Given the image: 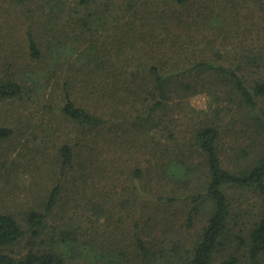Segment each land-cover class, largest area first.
Listing matches in <instances>:
<instances>
[{
  "label": "trees",
  "instance_id": "obj_1",
  "mask_svg": "<svg viewBox=\"0 0 264 264\" xmlns=\"http://www.w3.org/2000/svg\"><path fill=\"white\" fill-rule=\"evenodd\" d=\"M11 1L34 63L3 66L1 109L19 114L0 113V143L16 137L37 98L49 116L40 147L61 133L59 117L80 137L41 151L50 186L28 210L0 207V264H214L220 247L229 252L219 264H239L235 250L243 264H264V57L220 50L249 1L145 0V23L129 0ZM252 3L264 17V0ZM37 23L41 36L65 28L73 38L45 49ZM201 93L213 109L190 128L192 140L172 145L183 124L174 112ZM166 179L176 186L168 192ZM230 190L259 197L242 225Z\"/></svg>",
  "mask_w": 264,
  "mask_h": 264
},
{
  "label": "rangeland",
  "instance_id": "obj_2",
  "mask_svg": "<svg viewBox=\"0 0 264 264\" xmlns=\"http://www.w3.org/2000/svg\"><path fill=\"white\" fill-rule=\"evenodd\" d=\"M129 1L139 14V22L145 23V0H137L135 3H133L132 0ZM219 1L222 0L208 1V3L213 5L218 4L219 7ZM246 1H249L248 5H244L243 8L240 9L242 13H240L238 20H236L238 21V26H233L231 28L224 27L223 33L229 38V42H225L220 50H222V53H224V51L229 52L227 53L228 55L234 52L242 54L244 52L242 49L245 47L252 49L256 55L260 54L264 57V41L262 40L260 42V39L264 38V17L260 15L258 10L260 8L257 7V4H250L251 1L256 0ZM160 5L164 7L166 4L163 1ZM146 9L148 11V5H146ZM154 9L155 7H153L151 11H154ZM22 12L21 7L11 0H0V74L2 75L5 74L3 68L5 63L12 66L11 68L13 70L16 67H26L27 64L29 68L31 64L34 63L29 61L25 53L27 27ZM41 19H43L42 15ZM36 26L39 34L38 38H44L41 40V44L45 49H48V45L53 47V43L59 47L56 43L58 42V37L73 38L70 35H66L67 32L65 28L61 36L47 29L45 30V35L43 33L41 36V32L43 31H41L40 24L38 25L37 23ZM211 32L212 30H210V34ZM237 33L240 34L239 37L236 36ZM77 46L79 47L78 50L76 49L77 52L81 51L80 49L84 48L83 41L81 43L78 42ZM61 75L62 71H57L56 76L59 77ZM54 76V74L46 76L42 81V90L44 94H48L53 90L54 81L56 79ZM46 97L50 98L49 95ZM41 100L42 102L37 98L35 104H26V107H24L25 114L22 115L20 119L22 123H19L16 129V137L8 142L0 143V161L3 164L0 168V179L3 177L6 178L4 183L1 184L0 181V207L12 206L19 211L28 210L31 205L46 193L50 186L44 174L45 171L51 172L50 161L43 157L41 151L47 148L46 153L54 154V148L60 146L63 140L67 139L73 143L74 141H78L80 137L77 132L78 129L75 126L66 125L67 123L63 122L61 117H59L54 121V124L61 125V133L55 137L51 136V138L48 139L47 147H40L39 143H41L44 137L42 129H44L49 117L47 102L43 100V98ZM213 104L215 105L214 97L207 93H201L190 97L187 101L185 100L184 107L175 111L173 114L175 120H180L179 122L183 124L179 127H174L177 138L174 142H171L172 145L176 142L185 143L186 140H192L190 138V128L193 130V124L195 125L196 120L200 117H205L206 111L211 112ZM3 107L4 106L0 104L2 118L5 116L14 118V113L17 112V114H19V108L16 110L13 108L5 110L6 108L1 109ZM182 118H184V120ZM227 120L226 118V121ZM183 129L184 131L181 132ZM178 130H180V132ZM25 132H27V134L23 135ZM107 167L109 169L111 168L108 165ZM7 173L9 174L7 175ZM156 182H153V184ZM174 187L176 186L171 183L170 179L162 181L160 185L161 190L165 189V192L171 191ZM77 190L75 189V192ZM229 195L234 208L238 212V215L241 216V225L249 221V217L252 218L250 214L255 213L258 209L260 201L258 195L253 191L244 190H230ZM117 200L118 198L115 196V202H117ZM70 204H72V201ZM118 217L119 216L116 217V221ZM192 233L193 231L191 234ZM238 244L239 242L236 241L235 244H232V247L234 245L238 247ZM228 252L229 251L225 250L224 247H220L219 251L216 253L214 264H219L222 259L226 257ZM234 254L240 257L241 262L239 264H243L245 258L243 255L244 251L240 252L235 250Z\"/></svg>",
  "mask_w": 264,
  "mask_h": 264
}]
</instances>
